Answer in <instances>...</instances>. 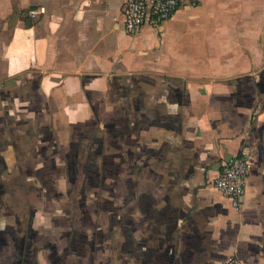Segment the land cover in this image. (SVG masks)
<instances>
[{"label": "crops", "instance_id": "1", "mask_svg": "<svg viewBox=\"0 0 264 264\" xmlns=\"http://www.w3.org/2000/svg\"><path fill=\"white\" fill-rule=\"evenodd\" d=\"M123 3L0 0V264H264V0L135 36Z\"/></svg>", "mask_w": 264, "mask_h": 264}, {"label": "built area", "instance_id": "2", "mask_svg": "<svg viewBox=\"0 0 264 264\" xmlns=\"http://www.w3.org/2000/svg\"><path fill=\"white\" fill-rule=\"evenodd\" d=\"M200 0H124L122 6L124 30L127 35L135 36L145 27L160 30L172 20L185 6H197ZM32 11L31 15H36ZM250 162L246 152L234 155L222 162L221 169L212 179V185L222 195L229 198L233 206L240 210L247 194L250 177ZM224 264H244L235 257Z\"/></svg>", "mask_w": 264, "mask_h": 264}, {"label": "rangeland", "instance_id": "3", "mask_svg": "<svg viewBox=\"0 0 264 264\" xmlns=\"http://www.w3.org/2000/svg\"><path fill=\"white\" fill-rule=\"evenodd\" d=\"M22 12L16 6L13 7V13L8 17H4L3 16L4 13L2 12V17L0 18V45L1 46L10 38L11 30L14 27L15 20L20 16H24ZM30 16H31L30 17L31 19H35L36 17L34 15H31V13H30Z\"/></svg>", "mask_w": 264, "mask_h": 264}]
</instances>
